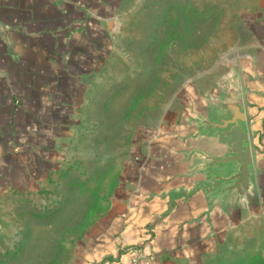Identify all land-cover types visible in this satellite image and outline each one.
I'll use <instances>...</instances> for the list:
<instances>
[{
  "label": "crops",
  "instance_id": "crops-1",
  "mask_svg": "<svg viewBox=\"0 0 264 264\" xmlns=\"http://www.w3.org/2000/svg\"><path fill=\"white\" fill-rule=\"evenodd\" d=\"M130 2L0 0V198L40 197L60 183L64 152ZM239 4L233 13L250 42L233 69L247 117L254 197L227 199L219 208L202 190L190 193L203 179L194 172L202 160L193 150L220 153L213 139L194 136L192 110L211 112L208 96L224 86L205 90L182 121L133 133L120 181L76 242L71 264H129L132 248L149 264H202L240 220L253 218L256 209L264 216V0Z\"/></svg>",
  "mask_w": 264,
  "mask_h": 264
},
{
  "label": "rangeland",
  "instance_id": "rangeland-1",
  "mask_svg": "<svg viewBox=\"0 0 264 264\" xmlns=\"http://www.w3.org/2000/svg\"><path fill=\"white\" fill-rule=\"evenodd\" d=\"M128 8L64 152L60 183L40 197L0 198V264H71L120 181L133 133L182 121L205 90L224 86L250 42L233 13L237 0H131ZM236 261L264 264L260 210L202 264Z\"/></svg>",
  "mask_w": 264,
  "mask_h": 264
},
{
  "label": "water",
  "instance_id": "water-1",
  "mask_svg": "<svg viewBox=\"0 0 264 264\" xmlns=\"http://www.w3.org/2000/svg\"><path fill=\"white\" fill-rule=\"evenodd\" d=\"M224 87L217 96H208L213 108L208 114L194 111V136L212 140L220 153L195 149L202 162L194 172L202 174L190 193L202 190L213 207L222 208L224 201L248 202L255 195L253 157L247 129V117L239 78L234 69L223 75Z\"/></svg>",
  "mask_w": 264,
  "mask_h": 264
},
{
  "label": "built area",
  "instance_id": "built-area-1",
  "mask_svg": "<svg viewBox=\"0 0 264 264\" xmlns=\"http://www.w3.org/2000/svg\"><path fill=\"white\" fill-rule=\"evenodd\" d=\"M132 257L129 264H149V258L140 248H132Z\"/></svg>",
  "mask_w": 264,
  "mask_h": 264
},
{
  "label": "trees",
  "instance_id": "trees-1",
  "mask_svg": "<svg viewBox=\"0 0 264 264\" xmlns=\"http://www.w3.org/2000/svg\"><path fill=\"white\" fill-rule=\"evenodd\" d=\"M236 263H238L237 261L236 262H231V263H229V264H236Z\"/></svg>",
  "mask_w": 264,
  "mask_h": 264
}]
</instances>
